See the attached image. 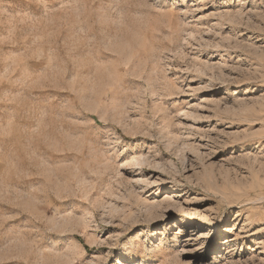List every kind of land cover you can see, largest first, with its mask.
<instances>
[{"label": "rangeland", "instance_id": "1", "mask_svg": "<svg viewBox=\"0 0 264 264\" xmlns=\"http://www.w3.org/2000/svg\"><path fill=\"white\" fill-rule=\"evenodd\" d=\"M173 1L0 0V264H264V0Z\"/></svg>", "mask_w": 264, "mask_h": 264}, {"label": "bare ground", "instance_id": "2", "mask_svg": "<svg viewBox=\"0 0 264 264\" xmlns=\"http://www.w3.org/2000/svg\"><path fill=\"white\" fill-rule=\"evenodd\" d=\"M176 2H178L179 3V1L178 0H174L172 3H176ZM186 202H184L183 204H180L179 206H177L176 207V209H175V217H176V221L174 220L173 222L175 223H177V222H180V220L181 219H188V222L190 221H192V219H194L195 218V209L193 210V209H190V208H186V207H184V204H185ZM187 204V203H186ZM189 204V203H188ZM186 206V205H185ZM190 206V205H189ZM197 215V214H196Z\"/></svg>", "mask_w": 264, "mask_h": 264}]
</instances>
